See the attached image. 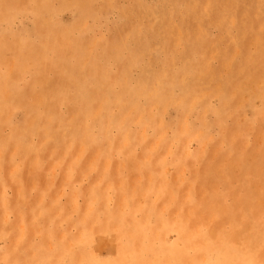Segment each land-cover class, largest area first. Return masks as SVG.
<instances>
[{
    "label": "rangeland",
    "instance_id": "rangeland-1",
    "mask_svg": "<svg viewBox=\"0 0 264 264\" xmlns=\"http://www.w3.org/2000/svg\"><path fill=\"white\" fill-rule=\"evenodd\" d=\"M0 264H264V0H0Z\"/></svg>",
    "mask_w": 264,
    "mask_h": 264
}]
</instances>
